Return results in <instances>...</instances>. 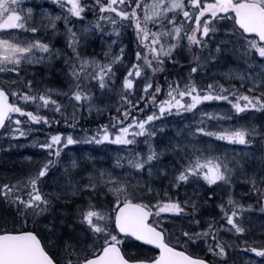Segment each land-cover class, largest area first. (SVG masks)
<instances>
[{
    "label": "snow or ice",
    "instance_id": "6c2138e0",
    "mask_svg": "<svg viewBox=\"0 0 264 264\" xmlns=\"http://www.w3.org/2000/svg\"><path fill=\"white\" fill-rule=\"evenodd\" d=\"M53 3L0 0V151L34 124L103 122L32 140L44 157L0 178V264H264L246 214L264 212V0ZM81 142L123 151L64 155Z\"/></svg>",
    "mask_w": 264,
    "mask_h": 264
},
{
    "label": "rangeland",
    "instance_id": "374dc122",
    "mask_svg": "<svg viewBox=\"0 0 264 264\" xmlns=\"http://www.w3.org/2000/svg\"><path fill=\"white\" fill-rule=\"evenodd\" d=\"M40 2H43V1L42 0H33L32 6H34L36 3H40ZM34 7L37 8V17L38 18L41 15L42 10L51 12L52 15L60 14V9H59V7H57L53 3V0H50V2H47L46 5H39V6H34ZM92 19H93V17H91L88 20H92ZM61 21L62 20L58 21L59 27L61 29V33L56 38L64 36V34H63L64 25L63 24L60 25ZM73 22L77 23V26L79 27L78 18L74 19ZM62 23H63V21H62ZM41 35H43V33H41ZM98 42H100V41H98ZM124 42H126V41L124 40ZM94 118H96V116H88L87 113H85V118H84L85 121H91L92 122ZM254 122L259 124L260 120L256 119ZM88 127L95 129L96 126L91 127L90 125H87L83 129H87ZM34 129H35V126L33 127L32 133L30 134V137L28 139L18 141L20 144L24 145V147H14L10 150H6L4 155H1V153H0V157H2L3 161L5 162V169H4V167L1 166V164H2V162H1L2 158H1V161H0V178H4L8 175H16V174L22 173L23 171H25L26 169L31 167V165L28 163V161L26 159H24V157H26V156H34V158H37V159L44 157L45 153L42 150H40L38 147H34L31 143L32 140L41 141V139H38V138L34 139L33 135L35 133L39 134ZM80 129H82V128H80ZM72 134L74 135V137L80 139L81 141H83L85 138V134L79 130H74V132H72ZM6 144H7V141L0 140V145L6 146ZM221 145H222V150H224V147L226 146V150L228 152H232L233 149H235V151H237L238 153H241V154L248 151V149L243 145H238V144L229 145V144H227V142H221ZM117 147H118V145L110 144L109 142H105L104 144H94V143L88 144V143L81 142V143L76 144V145H68L66 152H64V155L71 157L72 155L89 154V155L96 157V161H97L98 166H105V165H111L112 161L114 159H116V154L118 153V151L116 149ZM118 150L121 151L119 147H118ZM257 166H259V165H257ZM235 191L237 194V199H239V200L248 201L249 195H252L253 199H255L254 194H247L248 189L244 186L242 180L238 181L236 183ZM240 193H246L247 195H240ZM246 214L251 219V221L254 225L258 226L259 224L264 223V212H262L260 210L259 206L254 207L252 210H249ZM255 231L258 233L259 228L257 227L255 229ZM260 238L261 237L259 235H257L255 237V239H260ZM248 239H250V236H241L240 237V241L248 240ZM244 256H251V258H253V259H258L257 257H255L254 254H250L247 252L244 253Z\"/></svg>",
    "mask_w": 264,
    "mask_h": 264
},
{
    "label": "flooded vegetation",
    "instance_id": "af4514ba",
    "mask_svg": "<svg viewBox=\"0 0 264 264\" xmlns=\"http://www.w3.org/2000/svg\"><path fill=\"white\" fill-rule=\"evenodd\" d=\"M64 40H59L58 42L56 41V44L62 45ZM99 40L96 41V47L98 48L100 42H98ZM125 44H128L129 42H124ZM118 46V45H117ZM60 65L58 64L57 67H59ZM171 67V66H169ZM157 79H160L161 82L163 83L162 77L158 76ZM215 79H219V77H215ZM223 82V81H221ZM235 82V81H233ZM58 84V79H53L52 82L50 83L51 87H56ZM212 102L215 107H226L229 108V105L227 104V102H223V101H210ZM35 125V124H34ZM62 128H65V132L69 131V128H72L71 125L69 126H65L62 122L60 124V126H41V125H35V131H37L39 134H34V137L37 139H41V141L43 140V138L47 135L50 134L54 131H59L62 132ZM43 133V134H42ZM3 167L5 169V162L3 163Z\"/></svg>",
    "mask_w": 264,
    "mask_h": 264
},
{
    "label": "trees",
    "instance_id": "16d2710c",
    "mask_svg": "<svg viewBox=\"0 0 264 264\" xmlns=\"http://www.w3.org/2000/svg\"><path fill=\"white\" fill-rule=\"evenodd\" d=\"M105 118H106V116H105ZM100 121H101V120H100ZM95 122H96V123H99V120H96ZM90 124H93V123L91 122Z\"/></svg>",
    "mask_w": 264,
    "mask_h": 264
}]
</instances>
